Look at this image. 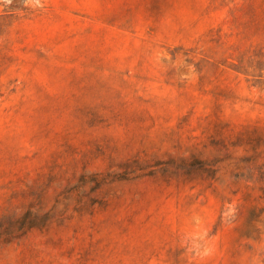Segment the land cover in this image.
Instances as JSON below:
<instances>
[{"label": "rangeland", "instance_id": "1", "mask_svg": "<svg viewBox=\"0 0 264 264\" xmlns=\"http://www.w3.org/2000/svg\"><path fill=\"white\" fill-rule=\"evenodd\" d=\"M0 264H264V0H0Z\"/></svg>", "mask_w": 264, "mask_h": 264}]
</instances>
